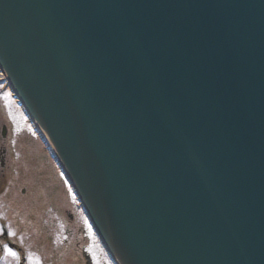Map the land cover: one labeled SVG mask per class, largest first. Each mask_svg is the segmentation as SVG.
Here are the masks:
<instances>
[{
  "label": "water",
  "instance_id": "water-1",
  "mask_svg": "<svg viewBox=\"0 0 264 264\" xmlns=\"http://www.w3.org/2000/svg\"><path fill=\"white\" fill-rule=\"evenodd\" d=\"M0 68L118 264H264V0H0Z\"/></svg>",
  "mask_w": 264,
  "mask_h": 264
},
{
  "label": "rangeland",
  "instance_id": "rangeland-1",
  "mask_svg": "<svg viewBox=\"0 0 264 264\" xmlns=\"http://www.w3.org/2000/svg\"><path fill=\"white\" fill-rule=\"evenodd\" d=\"M9 90L0 84V264H112Z\"/></svg>",
  "mask_w": 264,
  "mask_h": 264
},
{
  "label": "bare ground",
  "instance_id": "bare-ground-1",
  "mask_svg": "<svg viewBox=\"0 0 264 264\" xmlns=\"http://www.w3.org/2000/svg\"><path fill=\"white\" fill-rule=\"evenodd\" d=\"M7 83H8V77H7V76L5 77V76L2 74V72L0 71V84H1V86H4L5 88H8ZM8 84H9V83H8ZM9 91H10V90H9ZM9 96H11L12 99H13V96H14V91H13V90L10 91ZM14 99L16 100V96L14 97ZM14 99H13V100H14ZM30 123L32 124V127L35 129V131L41 136V134L39 133V131H38V129L36 128L35 124H34L32 121H30Z\"/></svg>",
  "mask_w": 264,
  "mask_h": 264
},
{
  "label": "flooded vegetation",
  "instance_id": "flooded-vegetation-1",
  "mask_svg": "<svg viewBox=\"0 0 264 264\" xmlns=\"http://www.w3.org/2000/svg\"><path fill=\"white\" fill-rule=\"evenodd\" d=\"M1 128L2 127H0V129ZM1 139H3V138L0 136V180H1V177L3 176L2 166L4 165V158L6 155V149H5V146L1 144Z\"/></svg>",
  "mask_w": 264,
  "mask_h": 264
}]
</instances>
